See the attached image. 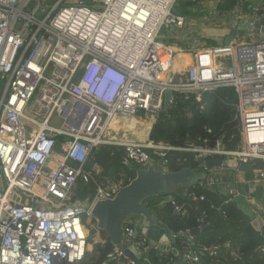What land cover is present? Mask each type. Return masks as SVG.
Returning <instances> with one entry per match:
<instances>
[{
	"label": "built area",
	"instance_id": "built-area-1",
	"mask_svg": "<svg viewBox=\"0 0 264 264\" xmlns=\"http://www.w3.org/2000/svg\"><path fill=\"white\" fill-rule=\"evenodd\" d=\"M261 1L262 9L238 0H0V264L86 260L85 226L95 229L94 205L112 199L126 181L123 174L116 182L105 181L97 166L88 168L102 146L121 148L123 163L136 168L166 172L174 163L205 171L195 186L164 196L163 204L174 214H187L178 197L195 204L205 201L196 189L213 190L225 196L221 206H247L264 229ZM178 2H186L191 12L206 10L207 20L187 21ZM163 28L170 40L181 39L186 31L183 38L191 50L181 52L190 56L187 67H172L178 53L160 41ZM218 30L226 33L212 34ZM218 88H231L237 97L239 145L233 151L206 137L183 147L155 142L148 134L142 142L128 141L110 128L115 118L149 117L155 123L166 92L167 107L178 96L202 110L204 94ZM220 158L219 167L205 170V162ZM78 192L84 195L76 197ZM210 208L220 211L213 204ZM205 218L202 212L197 222ZM138 224H125L126 237ZM95 230L102 253L109 240ZM184 239V259L197 262L190 250L193 237ZM151 241L146 235L132 240L143 263L151 252L162 255ZM259 251L264 253V245ZM122 257L113 246L102 264H121ZM124 259L123 264H138Z\"/></svg>",
	"mask_w": 264,
	"mask_h": 264
},
{
	"label": "trees",
	"instance_id": "trees-1",
	"mask_svg": "<svg viewBox=\"0 0 264 264\" xmlns=\"http://www.w3.org/2000/svg\"><path fill=\"white\" fill-rule=\"evenodd\" d=\"M229 6H232V2L219 6V10ZM236 104L237 97L231 88H218L215 92L204 94L202 110L192 99L184 100L177 96L173 106L158 112L149 132V139L174 147H183L206 137L211 142L220 140L226 150L233 151L239 145V121L235 118ZM208 130L210 134L207 133ZM94 166L100 169V176L105 181L116 182L123 174L126 177L124 185H127L128 181L134 178V172L128 170L122 161V149L119 147L102 146L94 151L88 168ZM180 169L181 167L171 163L167 166L166 172ZM196 193L199 196L203 195L205 201L192 204L184 196L177 198L187 209L184 217L174 214L169 204L162 205L164 197L146 200L145 206L154 209L156 216L175 234L198 231L190 247L197 262L190 263L184 259L186 240L179 237L173 245L176 255L163 253L156 256L151 252L144 264H264V253L259 251L264 245V238L260 232L252 228L249 218L236 204L221 206L225 196L217 191L196 189ZM257 193L254 196H257ZM83 195V192H78L76 197ZM211 204L219 207L220 211L211 209ZM202 212L206 213V218L203 224H199L197 220ZM203 227L206 229L201 231ZM85 229L88 233L91 227L86 225ZM98 253L96 264H102L104 260L101 252ZM86 262L87 259L81 264H87Z\"/></svg>",
	"mask_w": 264,
	"mask_h": 264
},
{
	"label": "water",
	"instance_id": "water-1",
	"mask_svg": "<svg viewBox=\"0 0 264 264\" xmlns=\"http://www.w3.org/2000/svg\"><path fill=\"white\" fill-rule=\"evenodd\" d=\"M80 1L85 4L91 3V0ZM180 11V7L174 8L176 14H180ZM239 28L244 29L246 26L243 25ZM169 97L170 92H166L163 103L164 110L167 108ZM153 124L154 122H152L150 130ZM221 163L222 159L220 158L205 162L203 166L205 170H209L212 167H219ZM126 167L128 170L134 172V178L127 185L123 186L112 199L97 202L91 214L97 231L109 240L101 253L103 259L113 251V246H115L119 251L123 252V257L120 258L119 263H125L124 258H127L137 261L138 264H144L141 260L142 255L138 254L136 248L131 245L133 238L146 235V237L152 239V242H150L151 246H155L154 240H158L161 243L158 249L166 253L170 252V245L173 246L176 242L173 232L156 216L154 209L145 206V201L174 195L182 190L191 188L198 181L203 180L205 171L182 168L175 172H165L154 166L136 168L132 164H127ZM240 169L247 172L250 171V167L246 165H241ZM236 206L249 218L252 228L257 232H261L264 238V229H262L252 211L244 204L237 203ZM129 221H138L139 224L132 236L126 237L124 226ZM205 229L206 227H203L201 231ZM197 232L178 234L176 238L194 237ZM171 253L176 255L175 250H172Z\"/></svg>",
	"mask_w": 264,
	"mask_h": 264
},
{
	"label": "rangeland",
	"instance_id": "rangeland-1",
	"mask_svg": "<svg viewBox=\"0 0 264 264\" xmlns=\"http://www.w3.org/2000/svg\"><path fill=\"white\" fill-rule=\"evenodd\" d=\"M240 1L241 3H245V4H250L251 6L253 7H257L259 9H262V1L261 0H238ZM178 5L181 7L182 9V15L183 17H185L187 19V21H197V20H202V19H206L207 20V13H206V10H203L202 12L200 13H195V12H191V7L186 9L185 10V7L187 5L186 2H178ZM189 25V22L187 23ZM167 28H163L161 33H160V41L167 44V45H172V46H175L177 44H181V41L183 39V36L184 34L186 33V31H183L181 32L180 34V37L182 36L181 39H173V40H170L168 39L169 37V34L167 32ZM209 33H212V32H209ZM226 33L225 30H218V31H214L212 34L214 35H218V34H224ZM177 34L176 32L174 33H171V35H175ZM247 34L244 33L243 36H246ZM246 42L248 41V38L246 36ZM207 45H214V42H209L207 43ZM192 53L190 52V55ZM184 60V59H183ZM175 63L177 62H180L179 60L178 61H174ZM31 109V105H29V110ZM149 117H142L141 119L142 120H145V119H148ZM135 119L137 120H141L139 118H136ZM149 119H152V118H149ZM54 123L56 124H59V121L58 120H54ZM96 169L98 170L99 174H100V169L96 167ZM95 229H96V226H95ZM95 229H91L89 230L88 234H89V252H88V255L86 257L87 259V264H96L97 262V259H98V256H99V253H98V249H97V242L99 240V237L97 235H95V232L96 230Z\"/></svg>",
	"mask_w": 264,
	"mask_h": 264
},
{
	"label": "bare ground",
	"instance_id": "bare-ground-1",
	"mask_svg": "<svg viewBox=\"0 0 264 264\" xmlns=\"http://www.w3.org/2000/svg\"><path fill=\"white\" fill-rule=\"evenodd\" d=\"M181 46L185 47L186 51L191 50V42H189L186 37L181 41ZM190 63L186 60L181 66L173 62L172 67L175 69L187 67ZM152 124V119L137 120L133 117L125 119H113L110 128L112 131L116 132L118 135H122L125 140L131 141H144L150 130ZM90 250V248H87Z\"/></svg>",
	"mask_w": 264,
	"mask_h": 264
},
{
	"label": "crops",
	"instance_id": "crops-1",
	"mask_svg": "<svg viewBox=\"0 0 264 264\" xmlns=\"http://www.w3.org/2000/svg\"><path fill=\"white\" fill-rule=\"evenodd\" d=\"M170 50L173 51V52L178 53V56L175 57L174 61H178V59L181 58V56H183L184 60L176 63V64H178L179 66H181L182 63H184L186 60L190 63V61H191V60H190V56L187 55V54H183V53L181 52V51H186L185 47H182L181 44H177V45L171 47ZM174 61H173V62H174ZM174 63H175V62H174ZM162 205H163V203H162ZM156 241H158V240H155V243H156ZM151 242H152V241H151ZM160 244H161V243H159V241H158V243L155 245V246L157 247V249H158V246H159ZM172 248H173V246L170 245V250H172ZM171 252H172V251H171ZM171 252H170V253H171ZM163 253H166V252H163L161 249H158L157 255H160V254H163ZM167 253H168V252H167Z\"/></svg>",
	"mask_w": 264,
	"mask_h": 264
}]
</instances>
